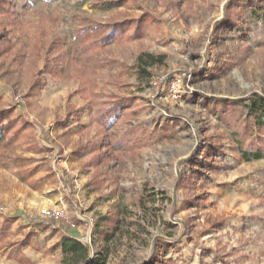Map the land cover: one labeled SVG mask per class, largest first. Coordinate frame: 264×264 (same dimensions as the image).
<instances>
[{
    "label": "rangeland",
    "instance_id": "rangeland-1",
    "mask_svg": "<svg viewBox=\"0 0 264 264\" xmlns=\"http://www.w3.org/2000/svg\"><path fill=\"white\" fill-rule=\"evenodd\" d=\"M227 1L6 0L0 264H61L64 236L90 264H264V126L223 102L264 95V8L215 33ZM116 23L123 34L100 44ZM141 53L156 65L139 72ZM118 97L132 105L102 131L95 113Z\"/></svg>",
    "mask_w": 264,
    "mask_h": 264
},
{
    "label": "trees",
    "instance_id": "trees-1",
    "mask_svg": "<svg viewBox=\"0 0 264 264\" xmlns=\"http://www.w3.org/2000/svg\"><path fill=\"white\" fill-rule=\"evenodd\" d=\"M5 3L6 0H0V7L3 6ZM263 8L264 0H228L225 4L224 17L221 19V21L217 22L214 25L213 32L217 33L219 31H225L226 29H230L233 26L235 20L240 21L241 13L246 9H251L253 12H255ZM238 10H240V12H237ZM139 22H142V20L140 19ZM124 27L125 26L123 23H116L114 27H111L108 32L101 36V38L99 39V43L107 44L115 40V37L123 34ZM55 41V45H50L49 49L45 53L46 62L43 65L42 69L45 72H50L52 67L56 64L55 61H58V57L55 58V60L52 59V57L50 58V54L52 52L60 49V41L58 39H55ZM144 58L149 61L148 64L150 65H156L157 63L155 57L152 54L141 53L137 58L138 60L136 64L137 70H139V72H141L140 63L144 61ZM40 74L41 73H39V77ZM35 84H37V82ZM244 101L246 103H244L243 105L239 104L243 103ZM223 102H229V104H232V107L240 106L243 110V113H245V121L247 122V125L250 126V128L253 126L258 129H261V127L264 126V95L254 94L251 98H243L239 100H224ZM129 105H132V102L129 99L118 97L117 99L113 100V104L109 107H103L102 109H99L95 113L96 122L99 128L104 131L113 126L116 120L119 118L121 112ZM8 116L9 112L5 110H0V146H7L12 140V136H9V133L12 129V120L9 121ZM115 139L116 138H114L113 142H111L109 146L113 150H118L119 141H116ZM198 155L199 152L198 154L191 155V160H196L198 158ZM212 157L213 154L209 153L203 156L200 162L201 168L209 166V159H211ZM253 158L259 159L260 154H254ZM188 160L189 159H186L185 162H189ZM211 166H213V164ZM197 174L198 171H195L194 173H192L191 177L194 178V176ZM215 225L219 227L217 223H215ZM8 226V218L0 220V230H3V228L7 229ZM60 243V251L62 253L61 264H90V261L88 260L89 247L87 245L83 244L77 239H74V237L67 236L62 237ZM19 244L20 247H24L26 245V241L21 240L19 241ZM154 257L155 255L152 256V259H149L141 264H154Z\"/></svg>",
    "mask_w": 264,
    "mask_h": 264
},
{
    "label": "built area",
    "instance_id": "built-area-1",
    "mask_svg": "<svg viewBox=\"0 0 264 264\" xmlns=\"http://www.w3.org/2000/svg\"><path fill=\"white\" fill-rule=\"evenodd\" d=\"M181 82H182L181 78H176V79L172 80L170 82L172 89L174 91H176V87L178 85H180ZM40 212H41V217H43V218L45 217L47 219L62 221V222H65V224H69L71 227H73V225L69 223V220H68V217H67V214L65 213V211H63L61 209L57 210V209H46V208H44Z\"/></svg>",
    "mask_w": 264,
    "mask_h": 264
}]
</instances>
